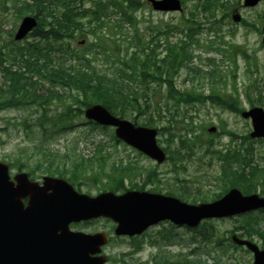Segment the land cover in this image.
I'll return each mask as SVG.
<instances>
[{"label":"rangeland","instance_id":"obj_1","mask_svg":"<svg viewBox=\"0 0 264 264\" xmlns=\"http://www.w3.org/2000/svg\"><path fill=\"white\" fill-rule=\"evenodd\" d=\"M113 0H102L104 3ZM182 10L154 11L146 0H140L142 7L134 14L137 28L144 42L150 39V27H163L167 23L180 22V31L169 35V41L186 40L188 30L196 32L194 38L199 42L190 45L191 60L189 65L199 68L194 70L183 67L175 77V87L179 91H193L208 96L218 94L223 99L232 96L237 100L239 110L205 99L202 102L175 104L167 101L166 95L161 99L160 108L141 107L142 113L133 112L127 120L145 125L149 116H153L154 128H164L157 135L158 144L167 153V160L157 164L147 156L128 146L114 135V129L89 124L83 114L74 119L73 124L63 131H50L39 127L37 117L44 112L37 105H18L0 108V161L7 162L10 174L27 172L33 180L41 181L43 176L62 177L73 186L92 196L114 191L122 193L137 189L151 192L173 193L187 203L211 201L231 187H237L244 193H261L264 190V139L252 138V123L249 118L240 115L242 110L253 107L264 108V44L262 43V26L264 25V0L255 6L243 5V0H181ZM210 1L211 7H204ZM4 2V3H3ZM32 4V0H0V48L12 55L16 45L8 48L4 42L13 37L19 21L23 16L34 12L20 13L23 3ZM101 0H79L75 7L94 9L93 3ZM233 8H237L240 21L231 18ZM112 6L109 7V10ZM37 10V8H36ZM85 17L83 21H87ZM93 24V23H92ZM95 25V24H93ZM91 25V26H93ZM85 37L75 31L71 49L95 41V37L120 38L125 45L124 34H131L132 29L124 25L119 33L115 29L99 27L92 34L85 25ZM219 35L223 36L222 41ZM94 37V38H93ZM33 42L27 37L18 43L26 46ZM83 42V43H80ZM164 47V42L160 41ZM222 43V44H221ZM221 45L218 49L217 46ZM233 45L235 54L229 57ZM158 50H161L162 47ZM65 48V47H64ZM123 48V46H121ZM55 49V48H54ZM52 50L57 58L64 54ZM78 50V51H81ZM77 50V49H76ZM90 56V54H88ZM214 59L216 67L208 60ZM11 62L6 57L3 65ZM101 70V62H94ZM17 67V66H15ZM216 68L221 79L213 76ZM3 75L0 70V82ZM37 79V77H35ZM49 87L48 83L44 84ZM156 96L160 97L165 85H155ZM57 104L44 105L45 112L54 110ZM133 116L136 117L133 120ZM147 126V125H145ZM214 126V132L208 129ZM171 133L175 137L170 142ZM186 137L185 144L180 142ZM101 144V155L106 158V165L113 160L116 166L127 165L126 173L112 181L104 177L102 171L94 167L83 166L94 157L97 145ZM257 168V175L251 179L249 173ZM102 170V169H101ZM109 170L108 167L105 168ZM242 172L246 180L234 179L231 173ZM99 172V173H98ZM65 175L61 176V175ZM73 178L78 185L70 181ZM111 187V188H110ZM117 188L118 190H113ZM98 223L92 224L97 228ZM112 224L101 221V228L109 229ZM179 235L184 243L179 247L186 254V262L191 264H252L253 254L244 247L232 243L231 235L246 236L260 248H264V209L252 213L234 216L224 220H207L199 227L180 229ZM203 238L210 242L202 241ZM118 244L108 251L115 252Z\"/></svg>","mask_w":264,"mask_h":264},{"label":"trees","instance_id":"obj_2","mask_svg":"<svg viewBox=\"0 0 264 264\" xmlns=\"http://www.w3.org/2000/svg\"><path fill=\"white\" fill-rule=\"evenodd\" d=\"M17 1L19 3V0ZM75 3L74 0H32V4L24 2L23 7L19 8L20 13L35 9L32 14L37 17L38 24L30 33L33 42H28L25 47L14 43L11 38L4 42L8 48L16 45L11 56L2 51L5 48H0V70L3 75L0 82V108L18 105L42 107L40 109L44 112L37 117L38 126L50 131L67 129L75 118L83 114L84 108L94 103H99L111 113L125 118L131 116L133 112L141 114L143 106L160 108V101L164 95L166 104L167 101L177 105L207 99L228 109L239 110L237 100L232 96L228 99L214 93L202 96L193 91H179L175 87L174 79L183 67L193 69L195 75L201 71L189 65L190 45L199 42L198 38H194L196 32L191 28L188 30L186 40L170 42L169 35L181 30L180 22L167 23L163 27L152 26L149 28L150 39L144 42L140 37L134 14L142 7L143 3H140V0H113L104 3L101 0L93 3L94 9L77 8ZM211 4L210 1H205V9L208 10ZM85 17L88 19L86 22L83 21ZM86 24L92 34H96V30L104 26L121 33L125 24L132 29V33L124 34L122 41L126 42L125 45L119 43L120 38H109L101 34L95 37V41H89L84 45L83 49L82 47L71 49L70 44L75 39V31H79L81 37H85ZM1 30L0 22V32ZM222 39L223 36L219 35V40ZM161 40L164 47L160 44ZM160 46L162 48L158 50ZM220 46L219 44L217 48L220 49ZM229 46L232 48L229 57L233 58L236 52L233 45ZM53 49L64 55L55 58L52 55ZM80 49L81 51H78ZM6 57L11 60L8 66L3 65ZM208 60L216 67L214 59ZM99 61L101 70L94 63ZM210 71L213 76H218V80L221 79L218 69L213 68ZM45 83L50 86L45 88ZM152 83L165 85L160 97L156 96L157 90L152 87ZM53 103L57 104V107L45 112L44 105ZM132 118L136 119L135 116ZM148 119L149 122L145 125L153 126V116H149ZM86 124L96 125L90 121ZM163 130L164 128H159V134H162ZM175 137L177 136L171 133L170 142ZM184 139L186 140V137ZM184 139L180 138L183 145ZM106 162V158L101 155L99 143L94 157L87 162L83 161L81 165L96 166L99 172L102 171L104 177L111 181L129 170V167L121 165L120 161L117 166L114 160L109 165H106ZM106 167L109 168L108 171L105 170ZM257 173V168L253 167L249 178L253 179ZM231 175L234 179L246 180L242 172L233 171ZM61 176L66 177L63 174ZM68 179L78 185L73 178ZM202 241L210 242L205 238Z\"/></svg>","mask_w":264,"mask_h":264},{"label":"water","instance_id":"obj_3","mask_svg":"<svg viewBox=\"0 0 264 264\" xmlns=\"http://www.w3.org/2000/svg\"><path fill=\"white\" fill-rule=\"evenodd\" d=\"M147 1L157 11L182 9L180 0ZM259 1L243 0V5L254 6ZM231 16L235 22L240 20L236 8ZM36 26L35 17H22L14 40L25 38ZM262 31L264 44V26ZM83 114L88 120L114 127L118 139L158 163L164 161L165 152L156 143V129L135 126L129 120L114 116L100 104L86 107ZM241 116L251 118V137L264 138L263 108L242 111ZM208 131H215V128L210 127ZM13 179L8 174V166L0 162V264H8L13 259L18 260V264H100L97 257L90 256L98 252V234L86 235L68 230L70 222L80 219L109 217L117 223V235H134L160 220L195 227L205 218L224 217L264 207V195H243L237 188H231L213 202L188 204L175 197L135 190L123 194L107 191L89 196L77 192L62 178L45 176L39 184L29 180L25 172L16 174ZM25 197L28 198L26 206L22 202ZM8 219H16V222L6 223ZM8 232L11 233L10 238L5 237ZM232 240L253 252V264H264V249L235 235ZM105 242L106 237L101 234V244Z\"/></svg>","mask_w":264,"mask_h":264},{"label":"flooded vegetation","instance_id":"obj_4","mask_svg":"<svg viewBox=\"0 0 264 264\" xmlns=\"http://www.w3.org/2000/svg\"><path fill=\"white\" fill-rule=\"evenodd\" d=\"M161 194L176 197L173 193ZM22 201L23 203H26V199H23ZM261 209L263 208H260L259 210ZM230 217H219L215 220H224ZM101 221H108L112 226L109 229L101 228ZM15 222L16 219L6 220V223ZM95 222L98 223L97 228L92 227V224ZM184 227V225H176L169 220H165L158 221L157 223L148 226L140 234L116 235V223L111 219L103 218L101 216L97 218L80 219L68 224V230L71 233L87 235L98 234V252L91 254V257H97L100 264L101 259L103 261L102 264H186V254L179 249L184 243V240L178 232L180 229H184ZM101 234L106 235V243L101 244ZM5 237L10 238L11 233H6ZM114 242H117L118 244L117 250L115 252L108 251L110 247L114 245ZM8 264H18V260L13 259Z\"/></svg>","mask_w":264,"mask_h":264}]
</instances>
